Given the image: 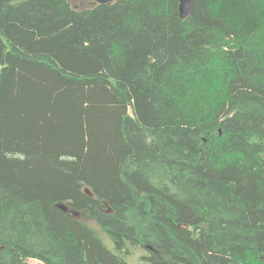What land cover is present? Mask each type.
<instances>
[{
	"label": "trees",
	"instance_id": "16d2710c",
	"mask_svg": "<svg viewBox=\"0 0 264 264\" xmlns=\"http://www.w3.org/2000/svg\"><path fill=\"white\" fill-rule=\"evenodd\" d=\"M192 3L0 0V264H264V0Z\"/></svg>",
	"mask_w": 264,
	"mask_h": 264
},
{
	"label": "rangeland",
	"instance_id": "374dc122",
	"mask_svg": "<svg viewBox=\"0 0 264 264\" xmlns=\"http://www.w3.org/2000/svg\"><path fill=\"white\" fill-rule=\"evenodd\" d=\"M72 4L76 8H86L90 7L94 4L93 0H71ZM63 207L66 209V211L71 214L72 216L79 218V219H85L82 217L81 213L74 211L66 206L63 205ZM88 220V219H85ZM96 225V230H99V235L104 241V243L114 252H117L119 255H121L127 262V264H146L144 261V256L148 255V250L144 249L140 246L137 247H130V253H120L116 248L114 243L109 239V237ZM98 228V229H97Z\"/></svg>",
	"mask_w": 264,
	"mask_h": 264
},
{
	"label": "water",
	"instance_id": "95a60500",
	"mask_svg": "<svg viewBox=\"0 0 264 264\" xmlns=\"http://www.w3.org/2000/svg\"><path fill=\"white\" fill-rule=\"evenodd\" d=\"M94 1L97 3H110V2H113L115 0H94ZM179 10H180V15L182 18L189 17L193 12L192 0H179Z\"/></svg>",
	"mask_w": 264,
	"mask_h": 264
}]
</instances>
